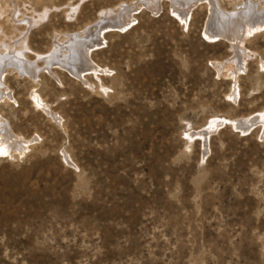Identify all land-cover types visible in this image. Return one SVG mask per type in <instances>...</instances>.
Returning <instances> with one entry per match:
<instances>
[{"label":"rangeland","instance_id":"rangeland-1","mask_svg":"<svg viewBox=\"0 0 264 264\" xmlns=\"http://www.w3.org/2000/svg\"><path fill=\"white\" fill-rule=\"evenodd\" d=\"M208 2L0 0L15 47L0 57V116L33 139L0 154V264H264V27L244 37V68L217 67L234 53L210 37L222 19ZM95 22L83 77L47 66ZM24 59L33 80L13 66ZM250 115L263 122L236 127Z\"/></svg>","mask_w":264,"mask_h":264},{"label":"bare ground","instance_id":"bare-ground-1","mask_svg":"<svg viewBox=\"0 0 264 264\" xmlns=\"http://www.w3.org/2000/svg\"><path fill=\"white\" fill-rule=\"evenodd\" d=\"M208 3L210 4L209 8L211 9L210 10L211 11L210 17L212 18L211 22H213L215 20L219 21L218 18L222 19L221 23H217L218 28H216V30H213V28H215L216 26L209 28L208 33H210V37L220 36V37L228 40L230 42V46L233 49V53H234L232 58L227 59L223 63H218L216 66L217 67L221 66L220 68L226 69L227 67L231 68L235 65L238 68V70H241L242 68H244L246 58L249 56V54L247 53V51L245 50V48L243 46L244 37L246 34H249L250 32L254 31L255 29H258L260 27H264V12L263 11L262 12H254L255 11L254 10L255 5H251L250 7L247 8L246 3H244L245 5H243V6H246V8H247L246 11H249V12L244 13V12L240 11L233 16H229V15H226L224 11H222L223 9H220V7H219L220 5H218V3L215 2V0H209ZM121 12L124 13L125 8H122ZM127 13H128V11H127ZM124 14H126V12ZM110 15H116V17H118V20H116L114 22L115 23L120 22L119 26L126 25L125 22H122L120 20L119 16H121L122 14L119 15V12H116V13L112 12L111 13V12L103 11L100 13L99 18H100V20H102L103 18L107 19ZM109 18L111 19L112 17H109ZM98 22H99V20H98ZM98 22L87 25L84 30L77 32L76 34L73 33L74 35L73 34H67L65 36L66 38H64V39L62 38L60 41L58 39L59 42L56 44L58 47L57 46L56 47H57V49L59 48V50H62L61 55L58 56L59 54L57 55V53L53 50L54 53H52V55H50L48 58L46 57L44 59L45 63L48 64L47 66L58 63L61 66H64L66 68L67 67L74 68L75 75H77L78 77H83V75L79 74L80 73L79 71L82 69L81 67H84L85 65L89 64V62L86 60L85 56L87 55V53H89L90 48L93 45H95L96 43H98L97 32L100 30V26H101V25H99L100 23H98ZM107 27L117 28V26H113V25H107ZM21 43L23 45V42H21ZM4 44H5V42H3V40H0V57L3 53H5V52L9 53V50L13 51L15 48V47H11L10 49H8V48L4 49V47L6 46ZM3 45H4V47H3ZM18 48H19V46L16 47L17 51L20 50ZM22 62H24L23 67L17 66L16 64H13V66H15L17 69L19 68V72L25 73L26 76H28L29 78H31L33 80L35 78L36 73L40 70L41 67L38 66L37 64H34L33 61H29L28 59H24ZM4 66L0 65V81L2 80L1 76L3 73ZM90 68H92V67H90ZM92 69H90V70H92ZM81 74H83V73H81ZM5 90H6L5 88L1 87V83H0V99L1 100L4 99L3 101L10 99L9 94H7V92H5ZM31 97L33 98V100L36 104L41 105L43 108L45 107L44 105H42L36 91H33L31 93ZM46 110H48V112H50L49 109L46 108ZM258 121L259 122L262 121L261 118L259 117V115H250L247 118L235 121L234 123H235V125H237L236 127L242 126V128L243 127L244 128H248V127L250 128V125H252ZM204 129H201V130L204 132L205 131ZM201 132H199L198 134L204 135ZM31 141H33V139H26V138H24V137H22L16 133H14L12 131V129L10 128V126L6 123V121L0 116V154L6 153L4 155L8 154L9 156H12L13 158L18 157L19 155L24 154L25 150L29 147V142H31Z\"/></svg>","mask_w":264,"mask_h":264},{"label":"water","instance_id":"water-1","mask_svg":"<svg viewBox=\"0 0 264 264\" xmlns=\"http://www.w3.org/2000/svg\"><path fill=\"white\" fill-rule=\"evenodd\" d=\"M105 23H107V22H104V23L102 22L103 25H104Z\"/></svg>","mask_w":264,"mask_h":264}]
</instances>
